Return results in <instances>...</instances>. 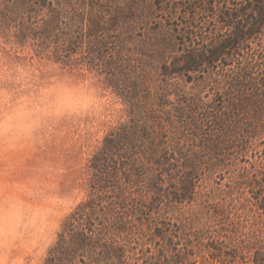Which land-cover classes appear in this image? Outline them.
<instances>
[{
	"label": "rangeland",
	"instance_id": "1",
	"mask_svg": "<svg viewBox=\"0 0 264 264\" xmlns=\"http://www.w3.org/2000/svg\"><path fill=\"white\" fill-rule=\"evenodd\" d=\"M184 1L0 0V264H44L64 220L89 199L95 178L89 159L112 129L138 125L146 153L210 157L199 165V191L229 182L248 165L242 160L251 149L262 148L264 86L240 108L242 123L255 133L243 156L223 152L221 128L212 122L222 103L231 105L219 72L191 79L162 74L179 55L185 25L193 26L190 46L215 32L216 12L198 10L192 19L180 9ZM188 99L208 115V125L201 124L209 140L174 126L175 109ZM106 240L124 250L121 261L85 255L63 263L142 264L136 239ZM193 264L230 263L201 247Z\"/></svg>",
	"mask_w": 264,
	"mask_h": 264
},
{
	"label": "trees",
	"instance_id": "2",
	"mask_svg": "<svg viewBox=\"0 0 264 264\" xmlns=\"http://www.w3.org/2000/svg\"><path fill=\"white\" fill-rule=\"evenodd\" d=\"M180 9L192 19L198 10L216 12L215 32L201 45L190 46L193 26L185 25L178 37L179 55L162 66V74L191 79L218 71L221 92L231 105L222 103L212 122L221 128L224 153L247 156L255 133L242 123L240 108L243 101L254 103L250 97L264 86L257 73L264 74L263 60L257 61L264 58V0H186ZM253 39L261 41L259 48L244 49ZM194 104L188 99L178 106L173 124L209 140L201 124L208 125V115L199 114L200 104ZM137 138L136 124L105 135L88 163L95 176L90 197L64 220L44 264L85 255L97 263L101 255L121 261L124 250L106 240L112 236L139 241L142 264H193L201 247L221 263L264 264V141L261 149L252 148L250 157H243L248 165L229 182L199 191V165L210 164V157L146 153L143 136Z\"/></svg>",
	"mask_w": 264,
	"mask_h": 264
}]
</instances>
